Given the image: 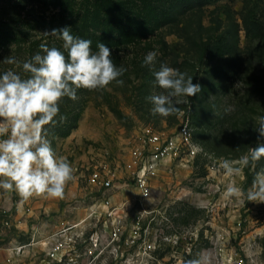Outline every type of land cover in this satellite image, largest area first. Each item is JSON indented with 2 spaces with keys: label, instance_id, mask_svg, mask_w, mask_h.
Wrapping results in <instances>:
<instances>
[{
  "label": "rangeland",
  "instance_id": "rangeland-1",
  "mask_svg": "<svg viewBox=\"0 0 264 264\" xmlns=\"http://www.w3.org/2000/svg\"><path fill=\"white\" fill-rule=\"evenodd\" d=\"M9 2L5 20L15 13L24 19L31 5H38L46 21L35 31L21 29L19 38L17 25H0V62L12 54L30 59L32 42L62 49V40L45 33L70 27L74 36L90 39L93 50L105 43L113 63L127 71L122 86L113 82L105 90H78L74 103L80 118L68 137H59V127L46 126L57 154L73 168L62 198L33 194L21 202L14 190L0 189V264H13L11 250L19 246L25 248L15 264H45L41 244L26 247L32 244V227L46 236L85 218L100 195L88 186L86 169L102 163L119 169L120 188L109 194L113 205L125 210L123 240L136 224L155 246L152 258L144 259L138 246L123 245L128 264H186L200 253L209 264H264V202L225 195L229 184L246 190L254 173L245 168L228 178L219 168L221 158L238 160L262 142L255 128L264 116V0H0V9ZM15 5L19 8L12 12ZM150 51L157 52L156 70L167 63L201 85L196 96L179 97L178 112L168 117L151 114L147 97L165 90L144 66ZM8 69L26 75L0 63V72ZM183 124L203 151L190 168L165 170L154 181L144 213L121 165L143 128L170 135ZM261 168L264 158L256 171ZM113 253L109 248L94 264H116Z\"/></svg>",
  "mask_w": 264,
  "mask_h": 264
},
{
  "label": "clouds",
  "instance_id": "clouds-1",
  "mask_svg": "<svg viewBox=\"0 0 264 264\" xmlns=\"http://www.w3.org/2000/svg\"><path fill=\"white\" fill-rule=\"evenodd\" d=\"M45 34L62 40V50L43 43L28 60L21 61L12 54L0 62L21 68L26 74L14 69L0 72V189L14 190L21 202L33 194L62 198L66 184L74 178L70 162L57 154L46 127L67 119L61 114L62 100H76L81 88L105 90L113 82L122 86L121 77L127 71L113 63L112 51L105 43H98V50H93L92 41L74 36L70 27ZM156 60L157 52L150 51L144 66L153 71L155 84L165 91L147 99L153 105V116L168 117L178 112L179 97H194L202 89L193 83V76L167 63H160L156 70ZM257 123L255 131L264 138V116L258 117ZM262 158L264 142L251 147L238 160L220 159L219 168L225 177H239L245 168L254 173L246 190L229 184L227 197L264 202V168L256 171ZM186 264H209V257L200 253Z\"/></svg>",
  "mask_w": 264,
  "mask_h": 264
},
{
  "label": "built area",
  "instance_id": "built-area-1",
  "mask_svg": "<svg viewBox=\"0 0 264 264\" xmlns=\"http://www.w3.org/2000/svg\"><path fill=\"white\" fill-rule=\"evenodd\" d=\"M202 151L188 124L181 125L170 135L149 126L142 129L136 147L131 149L129 159L121 166L130 183L139 192L141 210L144 213L147 212L144 204L151 198L154 181L165 170L190 168ZM86 171L89 173L88 186L100 194L97 204L79 222L63 224L50 235L44 236L40 228L33 226L32 244L26 247L41 244L45 264H81L84 260L94 264L109 248L114 250L110 255L114 256L116 264H128L129 254L125 258L126 251L120 250L123 245L138 246L144 259H151L155 246L143 238V233L145 236L146 232L138 225L134 224L126 238H122V231H127L122 224L125 210L114 206L109 194L120 188L116 184L120 180L119 169H111L108 163H102L87 168ZM30 212L29 210L28 213ZM101 219L102 227L99 223ZM24 248L25 246H19L11 250L10 260L13 264L18 261L17 253Z\"/></svg>",
  "mask_w": 264,
  "mask_h": 264
},
{
  "label": "trees",
  "instance_id": "trees-1",
  "mask_svg": "<svg viewBox=\"0 0 264 264\" xmlns=\"http://www.w3.org/2000/svg\"><path fill=\"white\" fill-rule=\"evenodd\" d=\"M10 4H11V2H9L6 6H4V8L0 9V25H3L5 23L8 26L17 25V28H16L17 30L14 32L15 37H18L19 31H21V29H23V28L29 29L30 31H35V30L39 29L40 25L45 24L46 19H45L44 14H43L45 12L44 11H42V12L36 11V9H40V8H38V5H36L35 7L31 5L32 10L27 12V15L25 16L24 19L22 18V14L15 13L13 17H9L5 20L2 17V14H4L8 10L7 7ZM26 6L27 5H24V7H22V9L25 10ZM18 8L19 7L17 5H15V6H12L11 10H12V12H16L18 10ZM20 13H22V12H20ZM85 21H86L85 24H87L88 20H85ZM18 25H21V26L18 27ZM54 25H56V24L53 22L49 26L52 27ZM116 41L117 40H115V42H113L114 46H118V42H116ZM40 44H41V42H32L31 43V46H30L31 47V57H32V55L35 54L34 52L40 51V49H39ZM48 46L50 47V44H48ZM58 48H60V47H58ZM60 108H61V114L65 115L67 117V119L64 122L57 124L56 127H59L58 128L59 129L58 131H60L59 137L65 138V137H68L71 134V132L77 127V124H78L79 118H80V113H78V110H77L79 108V106H77V104L74 103V100L64 98L60 104ZM261 140L263 142L264 138H261ZM256 145H255V147H256ZM247 174H248V172H247Z\"/></svg>",
  "mask_w": 264,
  "mask_h": 264
},
{
  "label": "crops",
  "instance_id": "crops-1",
  "mask_svg": "<svg viewBox=\"0 0 264 264\" xmlns=\"http://www.w3.org/2000/svg\"><path fill=\"white\" fill-rule=\"evenodd\" d=\"M32 214V213H31ZM43 232V231H42ZM45 233V232H44Z\"/></svg>",
  "mask_w": 264,
  "mask_h": 264
}]
</instances>
